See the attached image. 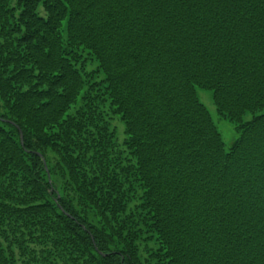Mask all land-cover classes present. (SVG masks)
I'll return each mask as SVG.
<instances>
[{
	"label": "trees",
	"instance_id": "trees-1",
	"mask_svg": "<svg viewBox=\"0 0 264 264\" xmlns=\"http://www.w3.org/2000/svg\"><path fill=\"white\" fill-rule=\"evenodd\" d=\"M0 264H264V0H0Z\"/></svg>",
	"mask_w": 264,
	"mask_h": 264
},
{
	"label": "rangeland",
	"instance_id": "rangeland-1",
	"mask_svg": "<svg viewBox=\"0 0 264 264\" xmlns=\"http://www.w3.org/2000/svg\"><path fill=\"white\" fill-rule=\"evenodd\" d=\"M40 11L44 15V11L42 8ZM96 66H97L96 63L91 64V65H89V69L93 70L96 68ZM198 93H199V96H200L202 102L208 107V109L212 113L214 120L217 123L218 129L220 130V132L223 136V140L226 144V147L229 148L231 146V144L238 138V134L235 131L234 124L231 123L230 121L221 119L219 117V115L217 114V111H216V107L213 103L212 93L210 91L199 89ZM108 112L112 116V123L117 129L119 143L122 144L124 139H125V134H124L125 126L118 116L113 115L110 110H108ZM251 117H252L251 114H248L246 116V119H250Z\"/></svg>",
	"mask_w": 264,
	"mask_h": 264
},
{
	"label": "bare ground",
	"instance_id": "bare-ground-1",
	"mask_svg": "<svg viewBox=\"0 0 264 264\" xmlns=\"http://www.w3.org/2000/svg\"><path fill=\"white\" fill-rule=\"evenodd\" d=\"M199 89H201V88H198L197 90H199ZM203 90H206V89H203ZM207 91H210V90H207ZM211 93H212V98H213V92L212 91H210ZM198 95H199V93H198ZM200 97V96H199ZM201 99V98H200ZM202 101V100H201ZM213 103H214V105H215V101H214V98H213ZM215 107H216V105H215ZM208 108V107H207ZM106 109L107 110H110L111 108H110V104L109 103H107L106 104ZM209 110V109H208ZM210 111V110H209ZM216 111H217V107H216ZM211 113V112H210ZM217 114L219 115V113H218V111H217ZM211 115H212V113H211ZM252 116V115H251ZM212 117H213V115H212ZM219 117L221 118V119H224V120H227V121H229L228 119H226L225 117H223L222 115L220 116L219 115ZM252 118V117H251ZM250 118V119H251ZM213 119H214V117H213ZM250 119H246V117H245V121H249ZM121 120V119H120ZM3 121H5V122H9V123H11V124H14L15 125V123L14 122H11V121H8V120H3ZM122 121V120H121ZM214 122L216 123V121L214 120ZM231 122V121H230ZM123 123V122H122ZM231 123H233V122H231ZM124 124V123H123ZM234 124V126H235V131L237 132V134H238V136H239V132L237 131V126H236V124L235 123H233ZM216 125H217V123H216ZM124 126H125V124H124ZM218 127V126H217ZM219 130V129H218ZM219 132H220V130H219ZM20 133L22 134V131L20 130ZM124 134H125V132H124ZM220 134H221V132H220ZM222 135V134H221ZM22 138H23V141H22ZM222 138H223V136H222ZM237 140V139H236ZM235 140V141H236ZM234 141V142H235ZM223 142H224V140H223ZM233 142V143H234ZM21 143H22V145L24 146V137H23V134L21 135ZM232 143V144H233ZM224 144H225V142H224ZM231 144V145H232ZM225 146H226V144H225ZM45 163V162H44ZM46 164V169L48 168L47 167V163H45ZM51 182V181H50Z\"/></svg>",
	"mask_w": 264,
	"mask_h": 264
},
{
	"label": "water",
	"instance_id": "water-1",
	"mask_svg": "<svg viewBox=\"0 0 264 264\" xmlns=\"http://www.w3.org/2000/svg\"><path fill=\"white\" fill-rule=\"evenodd\" d=\"M22 135V134H21ZM22 141H23V138H22Z\"/></svg>",
	"mask_w": 264,
	"mask_h": 264
}]
</instances>
